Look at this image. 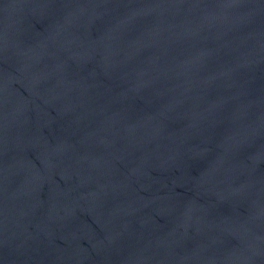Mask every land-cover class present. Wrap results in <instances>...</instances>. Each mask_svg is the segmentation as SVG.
Returning a JSON list of instances; mask_svg holds the SVG:
<instances>
[{
	"label": "water",
	"instance_id": "water-1",
	"mask_svg": "<svg viewBox=\"0 0 264 264\" xmlns=\"http://www.w3.org/2000/svg\"><path fill=\"white\" fill-rule=\"evenodd\" d=\"M0 264H264V0H0Z\"/></svg>",
	"mask_w": 264,
	"mask_h": 264
}]
</instances>
